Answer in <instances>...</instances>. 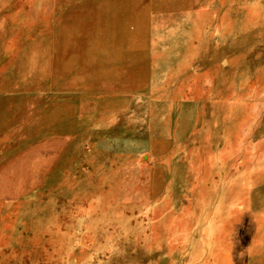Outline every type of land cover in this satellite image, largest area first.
<instances>
[{
	"label": "rangeland",
	"instance_id": "1",
	"mask_svg": "<svg viewBox=\"0 0 264 264\" xmlns=\"http://www.w3.org/2000/svg\"><path fill=\"white\" fill-rule=\"evenodd\" d=\"M111 1L0 0V264H264V0Z\"/></svg>",
	"mask_w": 264,
	"mask_h": 264
},
{
	"label": "bare ground",
	"instance_id": "2",
	"mask_svg": "<svg viewBox=\"0 0 264 264\" xmlns=\"http://www.w3.org/2000/svg\"><path fill=\"white\" fill-rule=\"evenodd\" d=\"M120 1V2H118ZM166 1H171V0H166ZM174 2H176L177 0H172ZM161 2H164V1H159V0H148V6L146 7V9L149 11H152V12H157L155 9L157 8L158 6V3L160 4ZM181 3V0L179 1ZM117 5L120 7L118 8ZM108 8L106 9V12L108 15L110 16H115L116 14L118 13H121L122 9H126L128 10V5H126V2L125 0H112L111 2H109L107 4ZM158 19H155L153 22H158ZM170 34V30L167 29L166 33L163 34L162 36L163 37H167L168 35ZM153 40L156 41L155 37L152 38ZM116 62V61H115ZM123 63V62H122Z\"/></svg>",
	"mask_w": 264,
	"mask_h": 264
}]
</instances>
